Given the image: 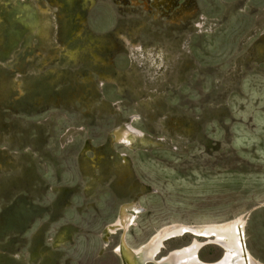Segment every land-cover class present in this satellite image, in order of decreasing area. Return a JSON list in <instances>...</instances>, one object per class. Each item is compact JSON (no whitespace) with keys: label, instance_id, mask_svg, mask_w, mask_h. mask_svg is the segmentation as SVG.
I'll use <instances>...</instances> for the list:
<instances>
[{"label":"rangeland","instance_id":"obj_1","mask_svg":"<svg viewBox=\"0 0 264 264\" xmlns=\"http://www.w3.org/2000/svg\"><path fill=\"white\" fill-rule=\"evenodd\" d=\"M136 1L0 0V264H120L124 202L133 246L264 203V0Z\"/></svg>","mask_w":264,"mask_h":264},{"label":"bare ground","instance_id":"obj_2","mask_svg":"<svg viewBox=\"0 0 264 264\" xmlns=\"http://www.w3.org/2000/svg\"><path fill=\"white\" fill-rule=\"evenodd\" d=\"M131 2L137 4L136 0H131ZM155 8L160 9L161 7L157 3L153 6V9ZM144 9L149 11L147 3ZM81 21L84 23V20ZM131 131H134L132 127L123 124L114 131V134L119 141H126L132 139L128 134ZM128 142L121 143L133 144L131 141ZM99 157L95 159H100ZM250 210L234 216L233 219L219 222H170L157 228L143 243L133 246L128 242L127 236L141 215V206L136 205L135 201H129L119 205L114 219L102 228L100 239L103 244V238L105 247L109 235L121 237V244L115 245L113 249L116 248L115 252L121 256L123 264H264L247 248L245 228ZM186 236H191L189 243L172 248L164 255H159L165 248V243L181 240ZM207 246L221 249L219 257L212 260L203 259L201 252Z\"/></svg>","mask_w":264,"mask_h":264},{"label":"water","instance_id":"obj_3","mask_svg":"<svg viewBox=\"0 0 264 264\" xmlns=\"http://www.w3.org/2000/svg\"><path fill=\"white\" fill-rule=\"evenodd\" d=\"M262 207H264V205H259V206H256V207H254V208H252L251 210H250V213H249V217H250V215L254 212V211H256L257 209H260V208H262ZM234 218V217H233ZM232 218V219H233ZM231 221V220H230ZM104 232V230L102 231V233ZM110 236L111 235H109V240H108V243H107V245H105V247H104V245L103 244H105V242H104V240H103V238H102V241H103V247L104 248H106V247H108L110 244H111V242H110ZM120 245L121 244V237H118V239H117V243H116V245ZM115 249L116 248H114L113 249V252H114V254L118 257V259H119V261H120V264H123V261H122V258H121V256L117 253V252H115ZM163 250V249H162ZM160 256H161V253L159 254Z\"/></svg>","mask_w":264,"mask_h":264},{"label":"flooded vegetation","instance_id":"obj_4","mask_svg":"<svg viewBox=\"0 0 264 264\" xmlns=\"http://www.w3.org/2000/svg\"><path fill=\"white\" fill-rule=\"evenodd\" d=\"M43 37H44V36H43ZM44 38H45V37H44ZM48 40H51L50 37H48ZM43 41H45V40H43Z\"/></svg>","mask_w":264,"mask_h":264}]
</instances>
